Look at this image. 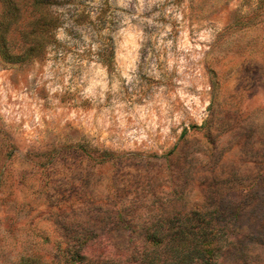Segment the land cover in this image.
<instances>
[{
	"label": "rangeland",
	"instance_id": "1",
	"mask_svg": "<svg viewBox=\"0 0 264 264\" xmlns=\"http://www.w3.org/2000/svg\"><path fill=\"white\" fill-rule=\"evenodd\" d=\"M52 12L59 48L0 55V264H64L88 235L128 256L152 224L193 212L230 236L221 264H264V0Z\"/></svg>",
	"mask_w": 264,
	"mask_h": 264
},
{
	"label": "trees",
	"instance_id": "2",
	"mask_svg": "<svg viewBox=\"0 0 264 264\" xmlns=\"http://www.w3.org/2000/svg\"><path fill=\"white\" fill-rule=\"evenodd\" d=\"M0 1L5 7L0 19V55L4 61L22 62L47 48L61 46L58 39V31L62 28L61 17L52 12V7L59 0H32V21L25 25L22 0ZM20 27L22 45L26 46L21 53L12 50L9 39L14 29ZM99 57L107 67H113V49H102ZM94 238V235H88L79 239L66 252L68 260L64 264H221L230 245V236L216 219L200 212L152 224L144 245L128 256L116 254L109 244L95 246ZM20 264L53 263L29 256Z\"/></svg>",
	"mask_w": 264,
	"mask_h": 264
}]
</instances>
